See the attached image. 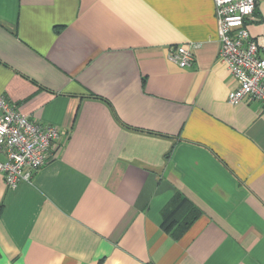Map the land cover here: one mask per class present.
Wrapping results in <instances>:
<instances>
[{
	"label": "crops",
	"instance_id": "1",
	"mask_svg": "<svg viewBox=\"0 0 264 264\" xmlns=\"http://www.w3.org/2000/svg\"><path fill=\"white\" fill-rule=\"evenodd\" d=\"M218 49L213 0H0V97L59 130L29 181L0 172V264H264V114Z\"/></svg>",
	"mask_w": 264,
	"mask_h": 264
},
{
	"label": "built area",
	"instance_id": "2",
	"mask_svg": "<svg viewBox=\"0 0 264 264\" xmlns=\"http://www.w3.org/2000/svg\"><path fill=\"white\" fill-rule=\"evenodd\" d=\"M257 0H213L219 49L223 62L237 80L227 94L235 105L247 99L261 103L264 114V54L250 35L247 23L257 20ZM197 44L170 46L167 58L180 67L189 66ZM264 52V51H263ZM59 130L55 125L37 123L0 97V172L4 184L14 188L19 181H29L53 156Z\"/></svg>",
	"mask_w": 264,
	"mask_h": 264
},
{
	"label": "trees",
	"instance_id": "3",
	"mask_svg": "<svg viewBox=\"0 0 264 264\" xmlns=\"http://www.w3.org/2000/svg\"><path fill=\"white\" fill-rule=\"evenodd\" d=\"M175 202H172L171 204H170V206H168L166 209V214H165V220H164V222H163V227H164V229L166 230V231H169L170 229H172L173 227H175L176 226V223H178L179 221L174 217L175 215H173V211H174V209H175ZM172 206V208H169V207H171ZM190 217H189V216ZM187 216H188V218L190 219V218H192L193 219V217H195V215H193V216H191L190 214H188ZM187 219V217L184 219V220H186ZM185 223V224H184ZM183 224H182V226L183 227H185L186 225H188L189 224V222H184Z\"/></svg>",
	"mask_w": 264,
	"mask_h": 264
}]
</instances>
